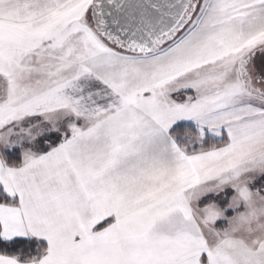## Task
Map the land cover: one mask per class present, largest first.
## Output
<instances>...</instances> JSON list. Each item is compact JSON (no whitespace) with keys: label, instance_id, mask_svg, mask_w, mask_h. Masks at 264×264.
I'll return each mask as SVG.
<instances>
[{"label":"snow or ice","instance_id":"obj_1","mask_svg":"<svg viewBox=\"0 0 264 264\" xmlns=\"http://www.w3.org/2000/svg\"><path fill=\"white\" fill-rule=\"evenodd\" d=\"M0 264H264V0H0Z\"/></svg>","mask_w":264,"mask_h":264}]
</instances>
